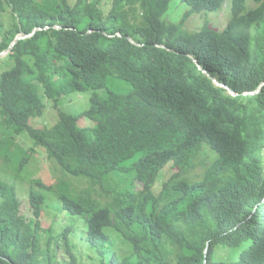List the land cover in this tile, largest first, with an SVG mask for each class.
Instances as JSON below:
<instances>
[{"label": "trees", "instance_id": "obj_1", "mask_svg": "<svg viewBox=\"0 0 264 264\" xmlns=\"http://www.w3.org/2000/svg\"><path fill=\"white\" fill-rule=\"evenodd\" d=\"M182 1L175 23L171 0H0V52L26 36L0 59V148L27 133L28 152L113 194L35 179L29 219L0 149V264H80L78 222L95 264H264V0H231L224 29L195 31L184 19L225 0ZM72 91H91L80 116L60 108ZM47 102L54 117L34 124ZM43 189L68 220L45 250Z\"/></svg>", "mask_w": 264, "mask_h": 264}, {"label": "rangeland", "instance_id": "obj_2", "mask_svg": "<svg viewBox=\"0 0 264 264\" xmlns=\"http://www.w3.org/2000/svg\"><path fill=\"white\" fill-rule=\"evenodd\" d=\"M190 5L182 0H171V5L168 12L165 15L167 21L180 23L182 22L184 16L190 10ZM231 18V0H225L222 7L218 11H210V12H203V13H194L189 14L183 22V26L189 31H195L197 29L202 28L205 24H208L211 27H214L218 30H222L226 27L229 20ZM22 36V35H21ZM1 41V37H0ZM6 58L5 53H3L0 59ZM4 67L1 68V71ZM1 71H0V78H1ZM90 95L91 91L79 92V91H72L66 96H64L60 100V108L64 111L72 114L81 115V112L87 110L90 107ZM54 117V109L51 105L47 102V109L45 114L42 118L34 120V124L36 125H43L47 121H50L51 118ZM79 126L83 128H87L88 126L92 125V121L85 116H81L79 118ZM3 127L0 128V136L1 131H3ZM26 137H22L21 140H18L17 144L19 146H13L11 150H9V146L4 144L0 149L2 153L7 157L5 158V165L7 167V172L14 176L15 179L10 180V183H13L16 187V191L18 196L22 202L21 205V212L28 216L29 219H32L33 214L31 211V206L29 204L28 199V192L30 186L32 185L33 180H41L46 184H57L59 178H64L68 180L69 184L78 193L85 194V191L92 188L94 191V197H100L102 202H109L113 198L112 193H105L100 185H92L89 180L84 178H74L70 175L64 173L60 167H58V163L56 160L48 159L46 157V153L44 148L38 147L37 152H28L29 145L26 144H34L33 140L27 133H24ZM209 148L205 147V153L203 156L207 158V161H210L212 155L208 153ZM28 156V160L25 164L22 165L21 168H18L19 162ZM3 168V165H1ZM0 168V170H1ZM202 167H196V169L192 170V174H198L197 178L201 177L202 174ZM0 176L8 177V176ZM168 174H166L163 179L167 178ZM162 179V180H163ZM162 183L159 182L157 184V189L160 190ZM35 186L36 189L41 191V187L37 185ZM106 188V184L103 185ZM47 198L44 203L43 207V217H42V226L43 229L41 230V248L45 250L46 242H47V235L49 233L50 225L55 222L57 225L54 226V231L60 230V220L64 218L65 220L62 221V224H65L68 220L66 219L65 213L60 214L58 209V203L61 204L62 202L58 199H54V194L49 192L46 189H43L42 192ZM50 205L52 206L53 210L51 211ZM55 216V219H54ZM74 219L76 216L71 215ZM76 228L78 229L77 234L80 235L81 223L76 224ZM75 233L70 234V240L74 243V251L78 255L80 264H95L98 256L96 252L89 246V244L78 236ZM56 262L54 264H67L64 260V257L61 253H58V257L56 258Z\"/></svg>", "mask_w": 264, "mask_h": 264}, {"label": "water", "instance_id": "obj_3", "mask_svg": "<svg viewBox=\"0 0 264 264\" xmlns=\"http://www.w3.org/2000/svg\"><path fill=\"white\" fill-rule=\"evenodd\" d=\"M38 29V28H37ZM36 29V30H37ZM33 35V34H30V36ZM21 38H24V36H20L18 35L15 40L11 43L10 47L5 51L6 53H8L10 51V49L16 44V42L21 39ZM2 53H0V56H1ZM261 87H259L255 92H257L258 90H260ZM207 250V249H206Z\"/></svg>", "mask_w": 264, "mask_h": 264}, {"label": "clouds", "instance_id": "obj_4", "mask_svg": "<svg viewBox=\"0 0 264 264\" xmlns=\"http://www.w3.org/2000/svg\"><path fill=\"white\" fill-rule=\"evenodd\" d=\"M19 35L21 36L22 34H19ZM17 36H18V35H17ZM22 36H24V38L26 37L25 35H22ZM28 36H30V35H28ZM0 37H1V36H0ZM21 39H22V38H21ZM14 40H15V39H14ZM19 40H20V39H19ZM5 51H6V50H5ZM5 51H2V52H0V53H2V54L5 53V55H7L9 52L6 53ZM2 54H1V55H2ZM0 57H1V56H0Z\"/></svg>", "mask_w": 264, "mask_h": 264}]
</instances>
